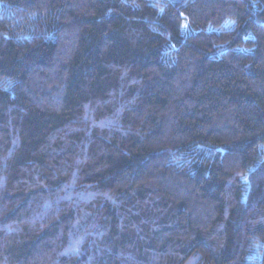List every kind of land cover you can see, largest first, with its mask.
<instances>
[{
    "label": "trees",
    "instance_id": "16d2710c",
    "mask_svg": "<svg viewBox=\"0 0 264 264\" xmlns=\"http://www.w3.org/2000/svg\"><path fill=\"white\" fill-rule=\"evenodd\" d=\"M0 264H264V0H0Z\"/></svg>",
    "mask_w": 264,
    "mask_h": 264
}]
</instances>
